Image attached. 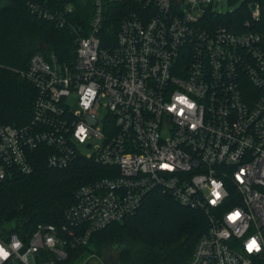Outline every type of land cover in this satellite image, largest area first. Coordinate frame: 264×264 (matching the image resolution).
Segmentation results:
<instances>
[{
	"label": "built area",
	"instance_id": "obj_1",
	"mask_svg": "<svg viewBox=\"0 0 264 264\" xmlns=\"http://www.w3.org/2000/svg\"><path fill=\"white\" fill-rule=\"evenodd\" d=\"M214 2L92 0L86 34L71 22L73 6L28 2L36 17L77 34L76 56L31 55L22 73L37 89L33 116L0 125V183L33 173L31 153L40 148L50 167L86 157L108 174L77 189L61 225L39 223L26 238L15 225L0 227L10 253L0 264H58L155 189L208 220L184 264H264V35L211 27L205 15ZM108 4L126 9L114 37ZM253 14L260 17L259 3ZM103 98L108 114L100 117ZM235 210L240 218L229 221ZM252 238L260 252L246 250Z\"/></svg>",
	"mask_w": 264,
	"mask_h": 264
},
{
	"label": "trees",
	"instance_id": "obj_2",
	"mask_svg": "<svg viewBox=\"0 0 264 264\" xmlns=\"http://www.w3.org/2000/svg\"><path fill=\"white\" fill-rule=\"evenodd\" d=\"M29 1L2 0L0 4V125L23 126L32 119L37 89L22 72L28 68L33 53H54L60 61L68 63L76 56L77 34L71 28H59L54 22L33 15ZM33 1L57 10L73 6L71 22L80 33L88 32L93 15L92 0ZM237 1L240 0H230L231 3ZM253 3L261 6L259 18L254 17ZM125 12L120 4H108L106 15L111 36H116ZM205 23L239 34L259 32L264 35V0H243L240 6L226 12L211 7L205 15ZM40 40L47 45H41ZM31 157L33 173L18 174L0 183V227L15 225L13 231L24 238L30 236L39 223L63 224L66 210L76 201L77 189L108 174V167L86 157H79L64 168L48 165L45 148L34 150ZM128 227L135 231L140 247L127 246ZM207 228L208 220L202 212L155 189L145 196L134 214L95 232L89 244L72 250L69 258L58 264H76L82 252L88 251L92 244L95 248L103 245V236L109 246L120 252V260L114 264H130L133 260V264H184Z\"/></svg>",
	"mask_w": 264,
	"mask_h": 264
},
{
	"label": "rangeland",
	"instance_id": "obj_3",
	"mask_svg": "<svg viewBox=\"0 0 264 264\" xmlns=\"http://www.w3.org/2000/svg\"><path fill=\"white\" fill-rule=\"evenodd\" d=\"M8 1L9 0H4V2H8ZM242 1L243 0L237 1L236 3H231L230 0H215L214 6L217 11L226 12L228 10H233L236 7L240 6ZM40 43L41 45H45V46L47 45L43 43L42 40H40ZM69 100H70L72 108L76 109L78 106L77 98L75 96H72ZM106 101H107L106 98L102 99L103 104L99 109L100 117H105L108 114V110L104 105ZM100 142L101 140H94V144H97ZM81 148L84 152L88 150H93L91 147H88V145H83L81 146ZM126 231L129 233L128 235L129 240L127 242V246L129 248H134L135 246L136 248L140 247L141 245L137 241L135 231L130 227H128ZM101 239L102 241H105L103 245L101 247L95 248L93 247V244H92L91 247L93 248L91 249L90 247L88 251L82 252L76 264H114V263L119 262L120 252L108 245L106 237L103 236ZM163 249L165 251L168 250L167 247ZM133 263H135L134 260H133ZM133 263L132 261L130 262V264H133Z\"/></svg>",
	"mask_w": 264,
	"mask_h": 264
},
{
	"label": "clouds",
	"instance_id": "obj_4",
	"mask_svg": "<svg viewBox=\"0 0 264 264\" xmlns=\"http://www.w3.org/2000/svg\"><path fill=\"white\" fill-rule=\"evenodd\" d=\"M94 95H95V93L92 92L91 90H89V92H88V99H89V101H90L91 97H93ZM180 99H181V103L188 104V107H189V108L193 107V105L190 104V103H188L187 100H186L185 98L181 97ZM84 106L87 107L88 104L85 103ZM80 132H81V133H84V132H85V129H84V128H81V129H80ZM80 139L83 140L84 137L81 136ZM213 184H214V186H215L216 189H219V188L221 187V185H220L219 183L215 182V181H213ZM218 193H219L218 191H214V192H213V195L216 197V199L212 200L211 203L215 204L216 201H217L218 199H220V195H219V197H218V195H217ZM219 194H220V193H219ZM240 216H241V212H240L239 210H235L234 212H232V213H230V214L228 215L227 219H228L229 221H233V222H234V221H236L237 219H239ZM14 247H19V243H17L16 245H14ZM246 250H247L249 253H252L253 251H255V252H260V251H261V248H260V245L257 243L256 239H255V238H252V239L250 240V242L246 244ZM9 255H10V253H9L8 251H6L5 248H4L2 245H0V261H2V260H7L8 257H9Z\"/></svg>",
	"mask_w": 264,
	"mask_h": 264
},
{
	"label": "water",
	"instance_id": "obj_5",
	"mask_svg": "<svg viewBox=\"0 0 264 264\" xmlns=\"http://www.w3.org/2000/svg\"><path fill=\"white\" fill-rule=\"evenodd\" d=\"M256 8H257V3H253V4L251 5V9H252V11H255Z\"/></svg>",
	"mask_w": 264,
	"mask_h": 264
},
{
	"label": "snow or ice",
	"instance_id": "obj_6",
	"mask_svg": "<svg viewBox=\"0 0 264 264\" xmlns=\"http://www.w3.org/2000/svg\"><path fill=\"white\" fill-rule=\"evenodd\" d=\"M165 167H167V165H165ZM217 195H218V197H219L220 194L218 193Z\"/></svg>",
	"mask_w": 264,
	"mask_h": 264
}]
</instances>
